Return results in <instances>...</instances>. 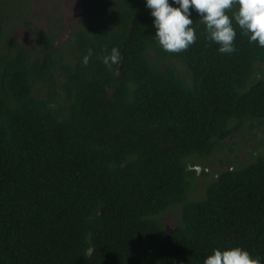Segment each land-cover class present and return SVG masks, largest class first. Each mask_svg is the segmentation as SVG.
I'll use <instances>...</instances> for the list:
<instances>
[{
  "label": "trees",
  "instance_id": "16d2710c",
  "mask_svg": "<svg viewBox=\"0 0 264 264\" xmlns=\"http://www.w3.org/2000/svg\"><path fill=\"white\" fill-rule=\"evenodd\" d=\"M30 8L0 0V264H203L237 246L264 264V48L233 21L221 54L193 8L196 42L169 54L146 0H85L68 37L33 28L27 45Z\"/></svg>",
  "mask_w": 264,
  "mask_h": 264
},
{
  "label": "clouds",
  "instance_id": "9594fccd",
  "mask_svg": "<svg viewBox=\"0 0 264 264\" xmlns=\"http://www.w3.org/2000/svg\"><path fill=\"white\" fill-rule=\"evenodd\" d=\"M179 7H173L169 0H146L154 19L155 40L169 54L187 51L197 40L191 19L194 8L200 14V23L206 26L208 40L219 45L221 54L236 51V30L233 21L249 36L250 43H258L264 48V0H174ZM231 13V16L228 14ZM43 46V45H39ZM93 50L88 49L82 63L87 66ZM121 60V53L113 47L110 55L102 57L103 63L111 69ZM54 107V105H52ZM203 264H261L259 257L242 247H232L213 251Z\"/></svg>",
  "mask_w": 264,
  "mask_h": 264
},
{
  "label": "rangeland",
  "instance_id": "374dc122",
  "mask_svg": "<svg viewBox=\"0 0 264 264\" xmlns=\"http://www.w3.org/2000/svg\"><path fill=\"white\" fill-rule=\"evenodd\" d=\"M76 2L77 0H57L56 2H52L51 0H31V8L30 13L28 14V19L32 23V28L20 26L15 30V33L21 42L29 45L33 43V28H43L48 32H53L56 35V43H60L65 36L68 37L70 31L73 27H75V24L78 22L79 17L85 9V0L80 1L81 5L79 3V7L77 8L78 10L75 9ZM24 31H28V33L25 35ZM256 132L260 137L259 139L262 141V146L260 147L264 149V127ZM252 148L253 146L243 147L240 156L241 161H244L252 156ZM212 167L216 169L225 168V166L219 165H212ZM209 170L211 172L213 171V169ZM162 221L166 225V228L173 227L178 223L171 213L165 214L162 217Z\"/></svg>",
  "mask_w": 264,
  "mask_h": 264
},
{
  "label": "flooded vegetation",
  "instance_id": "af4514ba",
  "mask_svg": "<svg viewBox=\"0 0 264 264\" xmlns=\"http://www.w3.org/2000/svg\"><path fill=\"white\" fill-rule=\"evenodd\" d=\"M80 1L81 0H77V2H76V5H75V9H77L78 7H79V3H80ZM80 5H81V3H80ZM78 10V9H77ZM82 15V14H81ZM81 17V16H80ZM80 17H79V19H80ZM27 30V29H26ZM29 31V30H28ZM28 31H24V34L26 35L27 33H28ZM34 41H36V36H35V34H34V37H33V42ZM23 43V42H22ZM27 44V43H26Z\"/></svg>",
  "mask_w": 264,
  "mask_h": 264
}]
</instances>
